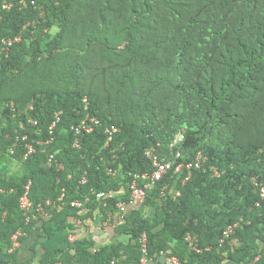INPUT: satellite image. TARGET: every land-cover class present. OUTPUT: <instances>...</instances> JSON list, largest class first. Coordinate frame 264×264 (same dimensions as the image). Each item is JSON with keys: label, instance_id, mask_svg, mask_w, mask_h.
Listing matches in <instances>:
<instances>
[{"label": "trees", "instance_id": "1", "mask_svg": "<svg viewBox=\"0 0 264 264\" xmlns=\"http://www.w3.org/2000/svg\"><path fill=\"white\" fill-rule=\"evenodd\" d=\"M18 1L6 10L0 0V49L22 35L0 54V264H264L252 181L264 182V0ZM88 114L101 125L77 136ZM23 132L54 142L25 157ZM150 148L176 164L206 159L187 181V171L164 176L122 215L134 176L154 170Z\"/></svg>", "mask_w": 264, "mask_h": 264}, {"label": "built area", "instance_id": "2", "mask_svg": "<svg viewBox=\"0 0 264 264\" xmlns=\"http://www.w3.org/2000/svg\"><path fill=\"white\" fill-rule=\"evenodd\" d=\"M31 1V5H35L36 0H20L18 1V5L21 9L28 7L29 2ZM14 3L12 2V0H5L4 5H3V9L6 10H10L12 9ZM22 41V35L16 36V37H4L1 40V49H0V54L1 55H5L6 57H8L10 55V52L12 50V47L18 43H20ZM84 103L86 104V108L88 106V101L85 98ZM11 107L14 108V103H11ZM34 106L32 104L28 105L26 107L25 112L28 113L29 111H33ZM21 113V112H20ZM60 114L61 113H56L55 115V121L52 123L51 127H50V132L51 134L54 132V128L56 127L57 123L60 121ZM29 123L33 126H35L37 124V122L30 117L29 118ZM101 125L100 121L95 118V117H91L89 114L85 117V119L76 127H73L74 132L77 136L82 135L83 133H92L96 127H99ZM19 128L24 131L27 130L26 125L24 123H21ZM108 133H109V142L113 139V136L119 131V128L117 127H111L110 129H107ZM18 140L20 139L21 141L26 142V146H27V153L25 157H28L29 155L35 153L36 151V144L40 145V146H47L50 145L54 142V138H51L50 140H40V141H32L29 142V135L26 132H23L21 135L18 136L17 138ZM184 140V134L182 132H180L179 134L176 135L174 142L175 143H179V142H183ZM75 147L79 146V141L78 139H76V142L74 144ZM145 155L147 157L148 160L151 161V163L154 166V170L152 172V174H148V173H144V174H136L134 176V179L132 180L131 186H130V190H131V201L126 204V203H119L118 204V208L121 212L122 215H124L127 211V207H131L133 206L136 202H141L146 198L147 195V191L149 189H151L153 187V185H155V182L161 180L162 178H164V176H166L167 174L173 172V174L177 175L179 173L188 172V176L186 177L185 181H187L190 176H191V170L192 168H196V169H200L202 168L203 162L206 159V157H204L201 153H199L195 160L190 161V162H180L178 164H176L174 161H162L159 158L158 152L156 150V148H150L147 149L145 152ZM177 157H180V153L177 155ZM48 167L51 166H57V168L59 170H62L64 168V165L59 162L56 159L55 154H49L48 155V162H47ZM107 172L110 176H115L116 172L113 170V168H107ZM86 179H83V183H85ZM140 181H143L144 184L143 186H141L139 184ZM254 185L256 186V192L258 193V195L260 196V202L257 203V206H261V203H264V182H260L257 178H253L252 179ZM31 181L25 186V193L24 195L21 197L20 199V209L22 210L23 215L26 217V222L29 223V221L31 220V214H32V210H33V203L30 200L29 197V193L31 190ZM180 193H177L176 196H179ZM73 206L77 207V208H81L83 205L80 201H76L72 204ZM108 222L105 223V225H107ZM239 226V222L229 226L226 231L224 232L225 237H229L234 231L235 229ZM24 235V233L20 230L18 231L16 234H14L12 240H13V247L11 249V251L17 249L18 247H20V237H22ZM72 239H74L72 237ZM190 241V245L193 249H196L198 252H201V250L197 249V245H196V241L194 240V238L189 235L187 238ZM147 242H148V236L146 233H144L141 236V243H142V251L146 254L147 253ZM258 260L259 257H257L252 263L250 264H258ZM169 263L172 264H180L178 259L176 257H172V258H168L167 260ZM142 263L146 264L147 263V259L143 258L142 259Z\"/></svg>", "mask_w": 264, "mask_h": 264}]
</instances>
